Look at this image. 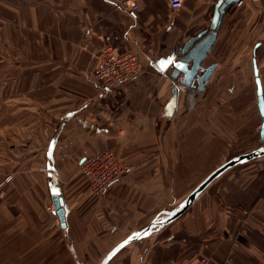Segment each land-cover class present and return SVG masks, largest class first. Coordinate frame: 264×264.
I'll use <instances>...</instances> for the list:
<instances>
[{
	"label": "crops",
	"instance_id": "0c3cea01",
	"mask_svg": "<svg viewBox=\"0 0 264 264\" xmlns=\"http://www.w3.org/2000/svg\"><path fill=\"white\" fill-rule=\"evenodd\" d=\"M218 1L183 0L174 12L167 0H141L133 13L105 0H0V264H99L216 168L257 148V101L214 94L233 92L247 60L253 76L254 58L264 97V0L225 10L202 63L216 67L201 92L171 77L181 48L209 30ZM85 28L88 52L134 51L140 74L99 86L94 60L77 48ZM102 151L130 172L98 197L79 166ZM53 195L63 201L64 227L47 211ZM198 256L264 264V157L226 170L176 220L107 264Z\"/></svg>",
	"mask_w": 264,
	"mask_h": 264
},
{
	"label": "water",
	"instance_id": "95a60500",
	"mask_svg": "<svg viewBox=\"0 0 264 264\" xmlns=\"http://www.w3.org/2000/svg\"><path fill=\"white\" fill-rule=\"evenodd\" d=\"M238 0H219L215 6L209 26V30L203 31L195 37H192L181 48V57L177 61L173 62V70L171 77L176 79L179 75H182L181 83L184 86L194 87L197 86V91L201 92L203 87L207 84L215 65H210L206 68L202 66V63L214 44L217 31L219 29L222 16L225 10ZM252 70L254 81L256 84V101L259 114L261 116L260 124V138H264V98L261 87V81L259 77L256 61L252 59ZM264 157V145L239 156H235L230 160L223 163L221 166L212 171L201 183H199L177 206L169 211H163L158 214L145 228L127 236L124 240L119 242L114 248H112L99 262V264H107V262L123 247L127 244L140 240L149 236L155 230L166 226L167 224L176 220L181 216L189 206L195 201L199 194L218 176L224 173L226 170L243 164L252 160ZM52 204L55 214L59 218L61 227H64V207L63 201L58 195L52 196Z\"/></svg>",
	"mask_w": 264,
	"mask_h": 264
},
{
	"label": "built area",
	"instance_id": "2783aa9c",
	"mask_svg": "<svg viewBox=\"0 0 264 264\" xmlns=\"http://www.w3.org/2000/svg\"><path fill=\"white\" fill-rule=\"evenodd\" d=\"M113 8L123 9L128 12H137L141 0H105ZM260 1V0H253ZM172 11H178L183 0H167ZM243 0H238L235 6H240ZM90 29L82 31V41L78 44V51L86 52L88 45L86 39L90 36ZM88 52V51H87ZM89 59L94 60L92 70L94 81L105 89L118 88L136 78L141 70L142 64L139 55L134 51L116 53L110 46H105L99 53L88 52ZM181 57V56H180ZM82 175L88 180L91 192L96 196H102L108 189L118 181L124 174L130 172V168L118 160L113 153L102 151L92 154L83 159L79 166ZM10 178L7 177L8 181ZM3 193L0 192V197ZM47 211L54 212L52 204ZM189 264H216L203 256H198Z\"/></svg>",
	"mask_w": 264,
	"mask_h": 264
},
{
	"label": "rangeland",
	"instance_id": "374dc122",
	"mask_svg": "<svg viewBox=\"0 0 264 264\" xmlns=\"http://www.w3.org/2000/svg\"><path fill=\"white\" fill-rule=\"evenodd\" d=\"M1 47V45H0ZM10 47V46H7ZM1 53V51H0ZM2 60V59H0ZM6 61H0V80L3 81V70L4 67L3 64ZM8 63V62H7ZM261 64V62L259 61ZM246 64V69H245V74H242L241 76H238L236 78L235 85L232 87L234 88L232 93H227V92H222V93H216L214 94V99L218 101H252L254 104L256 102V97H255V90H254V82H253V76H251V71H250V61L247 60ZM262 81L264 85V76H262ZM205 100V98H204ZM260 123H261V118L258 120V133L260 131ZM264 145V138L261 139L259 137V144L257 148L261 147ZM256 148V149H257ZM114 155V154H113ZM115 156V155H114ZM116 157V156H115ZM117 158V157H116ZM11 179V177H9ZM48 204H52L51 200L49 199ZM53 206V205H52Z\"/></svg>",
	"mask_w": 264,
	"mask_h": 264
},
{
	"label": "bare ground",
	"instance_id": "6f19581e",
	"mask_svg": "<svg viewBox=\"0 0 264 264\" xmlns=\"http://www.w3.org/2000/svg\"><path fill=\"white\" fill-rule=\"evenodd\" d=\"M262 87V86H261ZM264 98V97H263Z\"/></svg>",
	"mask_w": 264,
	"mask_h": 264
}]
</instances>
